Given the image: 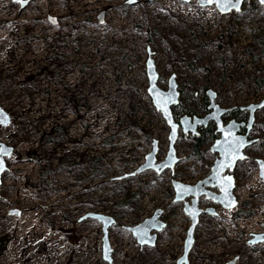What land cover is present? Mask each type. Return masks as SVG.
Listing matches in <instances>:
<instances>
[{
	"label": "rangeland",
	"instance_id": "obj_1",
	"mask_svg": "<svg viewBox=\"0 0 264 264\" xmlns=\"http://www.w3.org/2000/svg\"><path fill=\"white\" fill-rule=\"evenodd\" d=\"M25 1L0 0V105L11 116L0 124V142L14 148L0 185V264H176L191 218L174 200L172 181L203 179L217 152L212 139L196 152L181 131L174 173L134 174L154 140L157 162L169 150L170 127L147 91V60L162 89L176 74L177 119L205 113L209 88L226 107L258 103L264 6L250 0L223 15L197 0ZM56 124L67 138L55 142L46 131ZM251 134L259 142L234 172L239 205L203 214L190 264H264V242L250 241L264 232L256 162L264 159V107ZM201 198V208L215 203ZM157 209L166 226L155 245L141 246L130 228ZM91 212L115 218L112 262L103 258V223Z\"/></svg>",
	"mask_w": 264,
	"mask_h": 264
},
{
	"label": "water",
	"instance_id": "obj_2",
	"mask_svg": "<svg viewBox=\"0 0 264 264\" xmlns=\"http://www.w3.org/2000/svg\"><path fill=\"white\" fill-rule=\"evenodd\" d=\"M25 6L28 1L16 0ZM190 2L192 0H181ZM250 0H239V3L234 8H229L228 10H221V6L213 0L212 3H208L207 0H197L199 6H215L219 12L223 15L230 14L233 11L239 12L242 10L245 2ZM138 0H127L129 4H136ZM258 2L264 6V0H258ZM151 55V54H150ZM147 75L149 79L148 94L151 97L154 106L158 111L161 112L162 116L166 120L168 126L170 127L169 134V150L166 159L157 162V154L159 150V141L154 140L153 150L146 155V162L143 163L139 169H137L134 174L153 169L158 173L170 169L174 172L175 166L180 160L177 156L176 142L179 136L180 123L175 121L173 106H176L180 102L181 91L178 88V83L176 81V74H173L168 83V89H162L159 85V72L155 65L154 60L151 56L147 60ZM207 94L210 98L209 108L212 112L206 116L199 117L194 116V122L188 125L191 120L190 116H183L181 119L184 131L188 133L193 131L197 133V126L201 124H208L210 119H215L217 122V132L221 133V136L216 139L212 146L213 152H218L214 164L212 166L211 173L202 180H199L195 184L184 183L180 180L173 179L172 184L175 190L176 202L183 201L184 211L191 218V225L188 228L187 236L184 243L183 254L178 258L177 264H190V253L193 249L195 243V232L200 221L202 214H217L214 207H209L203 209L199 207V198L203 195L206 198L211 199L215 203L221 204L223 207L229 210H233L239 205V200L237 195L234 193L236 188V178L233 171L239 160H244L248 157L245 153L247 147L256 142L257 139H249V134L256 121V112L264 107V99L258 103H251L242 108H247L250 110V116L247 123H238L234 119L231 120L226 126L223 124L222 115L230 111L232 108H224L216 102L217 91L209 88ZM0 111L3 113V119L0 120V124L8 125L11 123L10 114L0 105ZM241 124L247 125L246 134H237L240 130ZM14 148L12 146L6 145L0 142V185L2 184V177L5 171L8 170V165L6 157L11 156ZM260 176L264 179V160L259 159ZM221 165H224L221 167ZM228 170L230 172L225 174ZM226 177H231V182L225 179ZM218 187L219 193L214 192L210 187ZM227 189V194L225 193ZM191 198V202L187 198ZM163 212L162 209H157L151 216L145 218L139 224L132 226L130 229L133 234L137 237L138 242L141 246L143 245H155L158 240V233L163 230L166 223L160 220V215ZM89 217H94L103 223V258L108 262H112V252L109 239V227L115 222V218L110 215H106L100 212H91L88 214ZM254 237L250 240L251 243L264 242V232L254 233ZM235 260L227 263L234 264Z\"/></svg>",
	"mask_w": 264,
	"mask_h": 264
},
{
	"label": "flooded vegetation",
	"instance_id": "obj_3",
	"mask_svg": "<svg viewBox=\"0 0 264 264\" xmlns=\"http://www.w3.org/2000/svg\"><path fill=\"white\" fill-rule=\"evenodd\" d=\"M207 90L208 89H206V96H204V98H206L205 99V102L207 103L206 104V108H205V113H203L202 115H197V114H193V115H189V114H184L183 116H185V115H187V116H190L191 117V120L188 122L189 124L188 125H191L193 122H194V116H199V117H203V116H206V115H208V114H210L211 112H212V109H210L209 108V105H210V98H209V95L207 94ZM218 93V92H217ZM181 96H182V93H181ZM181 96H180V102H179V104L178 105H176V106H180V103H181ZM218 96H219V94L217 95V98H216V102L219 104V105H221L222 107H224V108H232L230 111H228V112H226L225 114H223L222 115V120H223V124H224V126H226L231 120H235L236 122H238V123H247L248 122V120H249V117L247 118V117H243V114L244 113H248L249 114V116H250V110L249 109H247V108H242L243 106H233V107H226V106H224L223 104H221V103H219L218 102ZM245 106H247V105H245ZM174 107V106H173ZM173 112H174V109H173ZM183 116H181V117H179V119H177L176 118V116H175V114H174V117H175V121L176 122H179L180 123V129H179V136H178V139H179V137H180V135H181V131L183 132V133H185L187 136H191L194 140H195V144H194V149H197L198 148V150L205 144V142H207L208 140H213V143H212V145L210 146V150L212 151V146H213V144L215 143V141H216V139L217 138H219L220 136H221V133H219V132H217V128H218V126H217V122L215 121V119H210L209 121H208V124H201V125H198L197 126V133H195V132H193V131H189L188 133H186L185 131H184V128H183V125H182V122H181V119H182V117ZM254 125H255V123H254ZM253 128H254V126H253ZM253 128L251 129V131H250V134H249V139H252V138H254V139H257L256 140V142L255 143H253V144H257L258 142H259V138H257V137H254L251 133H252V130H253ZM246 132H247V125L246 124H241V127H240V130L238 131V133L237 134H246ZM178 139H177V141H178ZM177 143V142H176ZM252 144V145H253ZM251 146V145H250ZM249 146V147H250ZM249 147H247V149L249 148ZM246 149V150H247ZM246 150H245V153L247 154V152H246ZM213 152V151H212ZM213 153H215V152H213ZM248 155V154H247ZM218 156V152H217V155H216V157ZM216 157H215V159H216ZM248 158V157H247ZM246 158V159H247ZM246 159H244V160H246ZM259 159H263V158H256V162L258 163V166H259V162H258V160ZM244 160H239L238 161V163H237V165H236V168H237V166H238V164H239V162H241V161H244ZM264 160V159H263ZM180 161V160H179ZM179 161H178V163H179ZM177 165V164H176ZM213 166V165H212ZM176 167V166H175ZM236 168H235V170H236ZM175 170V169H174ZM212 170V169H211ZM235 170L233 171V174H234V176H235V178H236V175H235ZM230 172V170H228L225 174H228ZM174 173V172H173ZM211 173V172H210ZM209 173V174H210ZM208 174V175H209ZM259 174H260V167H259ZM207 175V176H208ZM207 176H205V177H207ZM204 177V178H205ZM203 178V179H204ZM200 180H202V179H200ZM199 181V180H198ZM197 181V182H198ZM183 182V181H182ZM196 182V183H197ZM184 183H186V182H184ZM190 184V183H189ZM195 184V183H194ZM235 184H236V188L234 189V193H235V191L237 190V188H238V185H237V178H236V181H235ZM210 189H212L214 192H217V193H219L220 191H219V188L216 186V187H210ZM236 194V193H235ZM203 196H205V195H203ZM206 197V196H205ZM238 198V197H237ZM189 202H191V198H190V200H188ZM199 203H200V205H202V198L200 197L199 198ZM184 206H185V204H184ZM209 207H214L215 208V212H217V214H219V210H220V208L221 207H223L221 204H219V203H213L212 205H210V206H208V207H204L203 209H207V208H209ZM214 215H216V214H214ZM203 216V214L201 215V217ZM201 217H200V219H201ZM256 233H261V232H256ZM252 234H254V233H252ZM159 235V234H158ZM251 240V239H250ZM158 241V240H157ZM254 244V243H253ZM180 258V257H179ZM177 264V263H176Z\"/></svg>",
	"mask_w": 264,
	"mask_h": 264
},
{
	"label": "trees",
	"instance_id": "obj_4",
	"mask_svg": "<svg viewBox=\"0 0 264 264\" xmlns=\"http://www.w3.org/2000/svg\"><path fill=\"white\" fill-rule=\"evenodd\" d=\"M264 42V40H262ZM78 107L76 106L75 107V110H77ZM46 134L49 136V139L52 140V141H61L63 140L64 138H67L66 136V130L65 128L63 127L62 124H56L54 125L50 131H46ZM195 151L197 152L198 151V148L195 149ZM34 153V152H33ZM37 158V157H36ZM98 158H94V161H97ZM239 215H249L248 212H243V211H240L238 213Z\"/></svg>",
	"mask_w": 264,
	"mask_h": 264
},
{
	"label": "snow or ice",
	"instance_id": "obj_5",
	"mask_svg": "<svg viewBox=\"0 0 264 264\" xmlns=\"http://www.w3.org/2000/svg\"><path fill=\"white\" fill-rule=\"evenodd\" d=\"M208 3H212L213 0H207ZM216 3H218L221 6V10H228L229 8H234L238 5L239 0H215ZM3 117V113L2 111H0V120H2ZM224 165H221V167H223ZM229 184L231 182V177H226L225 178ZM225 193L227 194V189H225Z\"/></svg>",
	"mask_w": 264,
	"mask_h": 264
}]
</instances>
